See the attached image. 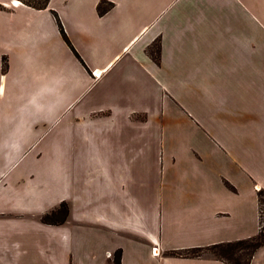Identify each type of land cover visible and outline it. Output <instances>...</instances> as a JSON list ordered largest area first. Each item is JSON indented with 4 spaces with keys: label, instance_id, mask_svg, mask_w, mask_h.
<instances>
[{
    "label": "crops",
    "instance_id": "1",
    "mask_svg": "<svg viewBox=\"0 0 264 264\" xmlns=\"http://www.w3.org/2000/svg\"><path fill=\"white\" fill-rule=\"evenodd\" d=\"M259 192L264 0H0V213L38 264H227L176 254L256 238Z\"/></svg>",
    "mask_w": 264,
    "mask_h": 264
},
{
    "label": "rangeland",
    "instance_id": "2",
    "mask_svg": "<svg viewBox=\"0 0 264 264\" xmlns=\"http://www.w3.org/2000/svg\"><path fill=\"white\" fill-rule=\"evenodd\" d=\"M25 3L32 4L34 6H42L45 2V0H22ZM155 50V46L152 48V52ZM35 179L37 180H43L42 177L37 176ZM47 180V179H46ZM24 181H20V185L23 186ZM53 186V185H52ZM260 205H261V234L264 236V193H262L260 196ZM47 205V204H44ZM66 204H62V206ZM60 206L59 210L62 208ZM67 207V206H66ZM4 208L0 207V211ZM6 210V209H5ZM59 210L55 213H49L46 216H51L55 214V216L52 218L53 223L59 222L64 220V212L58 213ZM68 210V207H67ZM68 213V212H67ZM4 214V213H3ZM3 214L0 213V243L6 242L8 246H10L13 250L14 245H16L21 251L25 253L22 258L23 261H32L33 264H38V253L40 252V249L42 252L48 249L47 245V234L44 230L39 231L36 229V227H33L34 223L33 220L35 218V215L33 212L26 211L22 218H19L20 220L15 221L13 216H10V218L7 217V214L2 216ZM45 217V216H44ZM43 217V218H44ZM16 222L15 224H12ZM49 224V223H45ZM14 226V227H13ZM39 232V233H38ZM2 237V238H1ZM0 244V245H1ZM250 250L247 249L245 246H239L236 248H233L230 252L227 250H215V251H207L204 253H201V255L206 254L210 257H214V254L220 256H226L232 258L231 260H238L241 262H246L248 260V254ZM40 264H43V259L41 258Z\"/></svg>",
    "mask_w": 264,
    "mask_h": 264
},
{
    "label": "trees",
    "instance_id": "3",
    "mask_svg": "<svg viewBox=\"0 0 264 264\" xmlns=\"http://www.w3.org/2000/svg\"><path fill=\"white\" fill-rule=\"evenodd\" d=\"M25 3V2H24ZM29 4V3H26ZM47 4V0H45L44 4L42 6L39 7H43L46 6ZM32 5V4H29ZM38 7V6H36ZM112 7V4L106 3V2H102L99 4L98 6V12L103 15L104 13L108 12ZM63 33V31H62ZM64 34V33H63ZM264 193V192H259V196ZM259 201H260V197H259ZM261 203V202H260ZM64 212V216L67 215V207L65 205L62 206V208L59 210L58 213H62ZM55 216V214L51 215V216H45L43 218V222L44 223H52L53 222V217ZM262 229V228H261ZM264 244V236L261 234V230L260 233L258 234V236L256 238L250 239V240H246V241H240V242H236V243H232V244H222V245H217L214 246L212 248L209 249V251H215V250H227V252L233 250V248L239 247V246H245L247 249L250 250L249 254H248V260L246 262H241L238 260H231L232 258L230 257H226L223 255H216L214 254V257L216 259H219L221 261H224L227 264H250V261L252 259V256L254 254V252L261 247ZM203 250L198 249V250H193V251H186L183 253H178L176 254L178 257H199L201 256ZM115 262L119 263L120 262V254L116 255L115 258Z\"/></svg>",
    "mask_w": 264,
    "mask_h": 264
},
{
    "label": "built area",
    "instance_id": "4",
    "mask_svg": "<svg viewBox=\"0 0 264 264\" xmlns=\"http://www.w3.org/2000/svg\"><path fill=\"white\" fill-rule=\"evenodd\" d=\"M92 75H93V77H94L95 80H97V79H99L101 77V73L98 72V71L93 72ZM153 252L155 254L156 249H154Z\"/></svg>",
    "mask_w": 264,
    "mask_h": 264
},
{
    "label": "bare ground",
    "instance_id": "5",
    "mask_svg": "<svg viewBox=\"0 0 264 264\" xmlns=\"http://www.w3.org/2000/svg\"><path fill=\"white\" fill-rule=\"evenodd\" d=\"M16 3H18V2H16Z\"/></svg>",
    "mask_w": 264,
    "mask_h": 264
},
{
    "label": "snow or ice",
    "instance_id": "6",
    "mask_svg": "<svg viewBox=\"0 0 264 264\" xmlns=\"http://www.w3.org/2000/svg\"><path fill=\"white\" fill-rule=\"evenodd\" d=\"M14 2H15V0H14Z\"/></svg>",
    "mask_w": 264,
    "mask_h": 264
}]
</instances>
